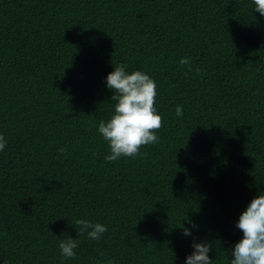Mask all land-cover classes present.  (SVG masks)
<instances>
[{
  "label": "trees",
  "instance_id": "obj_1",
  "mask_svg": "<svg viewBox=\"0 0 264 264\" xmlns=\"http://www.w3.org/2000/svg\"><path fill=\"white\" fill-rule=\"evenodd\" d=\"M120 64L156 81L163 127L106 161ZM0 134V264H185L194 242L230 264L264 192V15L253 0H0Z\"/></svg>",
  "mask_w": 264,
  "mask_h": 264
},
{
  "label": "clouds",
  "instance_id": "obj_2",
  "mask_svg": "<svg viewBox=\"0 0 264 264\" xmlns=\"http://www.w3.org/2000/svg\"><path fill=\"white\" fill-rule=\"evenodd\" d=\"M255 10L264 15V0H253ZM181 65H190L188 57L180 60ZM126 65L115 66L109 73L107 87L113 90L112 100L116 101L114 113L108 121H100L99 133L108 142L110 154L106 161H117L122 157L136 158L140 149L146 145L159 143L157 132L163 127L162 115L156 108L158 95L156 81L147 73L136 70L126 71ZM199 72L200 69H197ZM176 115L183 116L182 106L176 108ZM7 146L5 137L0 134V151ZM61 153L65 152L60 148ZM75 227L78 234L87 233L88 238L99 240L108 231L106 225L77 219ZM193 227L195 225L193 224ZM237 227L243 232V239L232 250L230 264H264V192L254 197L242 212ZM184 235H191L185 227ZM79 242L69 238L59 242L61 254L65 258H75ZM194 251L185 264H212L208 253L212 247L207 242L193 243ZM107 264H113L108 261Z\"/></svg>",
  "mask_w": 264,
  "mask_h": 264
}]
</instances>
